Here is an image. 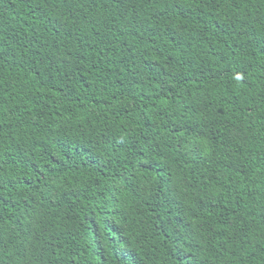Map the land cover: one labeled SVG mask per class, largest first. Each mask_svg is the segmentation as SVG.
<instances>
[{
  "label": "trees",
  "instance_id": "obj_1",
  "mask_svg": "<svg viewBox=\"0 0 264 264\" xmlns=\"http://www.w3.org/2000/svg\"><path fill=\"white\" fill-rule=\"evenodd\" d=\"M0 264H264V0H0Z\"/></svg>",
  "mask_w": 264,
  "mask_h": 264
}]
</instances>
